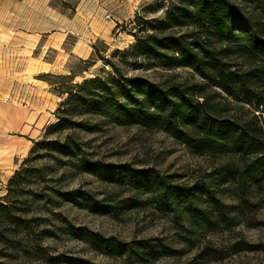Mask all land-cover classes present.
<instances>
[{"label":"rangeland","instance_id":"374dc122","mask_svg":"<svg viewBox=\"0 0 264 264\" xmlns=\"http://www.w3.org/2000/svg\"><path fill=\"white\" fill-rule=\"evenodd\" d=\"M179 3L0 0V197L7 196L32 220L29 235L19 236L22 244L16 239L17 249L6 251L12 254L10 264H264V185L253 186L249 204L242 206L229 184L212 182L224 190L219 196L231 221L209 230L187 214L160 212L152 204L91 212L61 194L81 190L96 199L115 198L120 189L73 168L65 158L55 160L49 151L33 152L37 142L70 136L104 163L155 168L180 176L179 182L204 179L217 158L189 152L165 131L118 125L69 101L81 92L83 81L95 77L162 85L199 82L191 69L178 64L176 54H168L164 65L136 48L139 38L154 32L195 31L194 26H171ZM63 117L89 129L46 132ZM17 172V185L8 194ZM86 232L107 240V247L87 242ZM113 243H125L126 251L119 253ZM24 249H33L32 254L23 257ZM6 252L0 250V262Z\"/></svg>","mask_w":264,"mask_h":264},{"label":"trees","instance_id":"16d2710c","mask_svg":"<svg viewBox=\"0 0 264 264\" xmlns=\"http://www.w3.org/2000/svg\"><path fill=\"white\" fill-rule=\"evenodd\" d=\"M172 27L194 26L195 31L174 35L148 34L138 39L140 54L165 65L168 54L179 56L178 64L191 69L200 81L162 85L141 78L95 77L80 84L71 95L87 114H97L118 125H135L167 132L189 152L217 158L204 179L179 182L172 174L155 168H137L129 163L110 164L95 160L70 136L37 142L51 157L73 168L93 174L103 183L118 187L123 198L106 195L96 199L81 190L61 195L91 212H117L152 204L160 212L187 214L209 230L229 224L228 206L219 196L223 189L212 182L227 183L240 204L247 205L250 189L264 185V0H180L169 18ZM115 72L119 73L117 68ZM81 128V121L61 118L46 132ZM25 169V168H24ZM23 169V170H24ZM17 174L9 180L14 192ZM126 195V194H125ZM145 195L144 200L138 196ZM0 197V250H16L14 240L30 232L32 220L17 206ZM87 242L107 240L86 232ZM119 253L125 243H113ZM33 249H24L23 257ZM0 264H10L6 252Z\"/></svg>","mask_w":264,"mask_h":264},{"label":"bare ground","instance_id":"6f19581e","mask_svg":"<svg viewBox=\"0 0 264 264\" xmlns=\"http://www.w3.org/2000/svg\"><path fill=\"white\" fill-rule=\"evenodd\" d=\"M5 98H8L7 96Z\"/></svg>","mask_w":264,"mask_h":264},{"label":"crops","instance_id":"0c3cea01","mask_svg":"<svg viewBox=\"0 0 264 264\" xmlns=\"http://www.w3.org/2000/svg\"><path fill=\"white\" fill-rule=\"evenodd\" d=\"M46 130V129H45ZM9 140V139H8Z\"/></svg>","mask_w":264,"mask_h":264}]
</instances>
